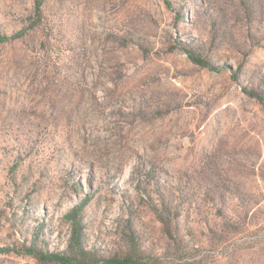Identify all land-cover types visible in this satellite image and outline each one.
<instances>
[{"label":"rangeland","instance_id":"374dc122","mask_svg":"<svg viewBox=\"0 0 264 264\" xmlns=\"http://www.w3.org/2000/svg\"><path fill=\"white\" fill-rule=\"evenodd\" d=\"M0 35V264L87 199L103 258L264 264V0H0Z\"/></svg>","mask_w":264,"mask_h":264},{"label":"trees","instance_id":"16d2710c","mask_svg":"<svg viewBox=\"0 0 264 264\" xmlns=\"http://www.w3.org/2000/svg\"><path fill=\"white\" fill-rule=\"evenodd\" d=\"M15 38V37H12ZM9 36L0 35V43L8 42L12 39ZM191 59L199 66L214 69L211 62L206 61L195 55H190ZM246 94L252 98H257L264 104V98L254 91L245 90ZM87 201L75 207L66 215V221L72 226L71 234L68 240V249L66 252H47L36 250L34 247L28 248L29 254L35 256L43 263L54 264H142L141 253L137 250L134 241L130 244V252L124 256L115 255L109 258H103L97 253L89 251L86 242L87 236L81 218V214L87 205ZM0 252H10L9 249L0 248Z\"/></svg>","mask_w":264,"mask_h":264}]
</instances>
